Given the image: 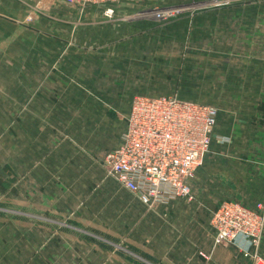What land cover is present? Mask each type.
<instances>
[{
    "label": "crops",
    "instance_id": "crops-1",
    "mask_svg": "<svg viewBox=\"0 0 264 264\" xmlns=\"http://www.w3.org/2000/svg\"><path fill=\"white\" fill-rule=\"evenodd\" d=\"M217 4H210L211 8L199 13L198 18L209 19L212 28L216 24L213 21L221 19L222 30L212 31V40L232 39L229 29L237 27V32H233L238 40L234 50L224 46L205 50L210 57H236V63L227 66L229 71L236 72L235 81L230 75L224 84L223 59V91L212 83L204 86L206 94L214 95L206 96L205 103L224 105L240 101L243 88L248 87L244 73L251 67L243 58L245 41L252 40L256 53L264 57V0ZM122 6L118 13L125 14V18L133 14L134 4ZM13 24V18L0 14V38L5 37L6 27L15 29ZM126 25L132 30L130 36L138 37L131 45L138 44L136 40L142 37L139 31L147 23ZM18 36L13 34L12 40ZM143 44L141 41L140 45ZM140 48L131 47V55L142 56L144 49ZM174 50L172 54L180 53ZM257 61L253 73L262 74L258 81H253L257 87H264V59ZM143 62L133 65L120 81L118 77L111 81L112 73L117 75L116 70L111 71L107 79H102L103 84L95 78L96 74L101 76V71L96 70L87 87L98 92L86 98L71 97V111H65L63 105L47 96L28 100L29 117L36 126L30 131V140L13 149L12 163L0 167V264H253L252 257L241 250V242L237 246L215 247L210 224L212 213L222 201L254 206L264 199V124L249 123L250 115H238L230 109L228 116H224V106L217 108L219 118L210 150L191 182L192 200L177 198L168 205L150 208L107 175L105 155L121 142L126 124L122 116L129 112L134 96L176 94L184 100L204 103L199 101L200 94L189 90L190 76L180 70L177 75L165 77V72L170 71L158 70L155 74ZM121 81L131 89L123 96L115 91ZM38 82L36 87L40 86ZM67 84L60 76L56 81H44L43 86L48 90L50 86L68 87ZM102 85L109 90L101 93ZM234 88L241 92H231ZM253 100L256 106L259 101ZM19 105L14 100L13 117L21 115ZM70 113L76 117L68 118L71 127H47V122L53 120L62 123L65 119L61 117ZM262 114L264 109H258L257 115ZM3 117L1 113L0 118ZM58 135L74 137L76 145H54L52 137ZM224 138L229 141L224 142ZM258 252L264 258V236Z\"/></svg>",
    "mask_w": 264,
    "mask_h": 264
},
{
    "label": "rangeland",
    "instance_id": "rangeland-1",
    "mask_svg": "<svg viewBox=\"0 0 264 264\" xmlns=\"http://www.w3.org/2000/svg\"><path fill=\"white\" fill-rule=\"evenodd\" d=\"M231 1L235 0H120L95 6H80L68 0H4L0 2V14L11 17L15 21L13 24L15 29L9 30L6 27L5 37L0 38V115L1 113L4 115L3 119L0 118V167L4 163H12L13 149H16L20 143L28 142L30 131L36 126L29 117L28 100L36 96H47L54 103L63 105L65 111H71L73 107L71 97L86 98V96H93V92H98V89L87 87L90 80H93L96 70L101 71V76L97 77L96 74L95 78L101 79L102 84L104 83L102 79H107L109 73L114 70L117 75L112 73L111 81L116 77L120 81L123 80L121 76H124L125 72L131 70L133 65L140 66V61L143 60V66L148 64L152 73L166 70L170 72H165L164 76L169 77L173 74L177 75L181 70L185 76H190L189 90L196 95L200 94V102L206 101L204 100L206 96L214 97L204 92V86L210 83L217 86L216 89L223 91L220 87L222 60L224 59V84H226L227 76L231 75L234 81L237 78L235 71L231 72L227 69V66L236 63V57L228 55L210 57L205 54V50L222 46L224 49L234 50L238 40L233 37V32H237V27L229 29L232 39L212 40L210 39L212 31L222 30L221 19L214 20L216 24L212 28L208 25L209 19L204 20L203 17L198 18V16L210 9V4L218 3L217 5L220 6ZM131 4L135 6L132 15L125 18V14L118 13L122 5ZM94 8L101 12L96 13ZM106 8L114 9L111 18L104 15ZM165 10H174L175 14L164 18L156 16V12ZM139 21L147 23V27L139 31V36L144 37L136 40L138 44L131 45L135 42L134 38L136 39L137 35L130 36L132 30L130 26L126 28V24L130 25L132 22ZM13 34H19V36L12 40ZM141 41L144 43L143 46L140 45ZM257 43L258 41L255 44ZM135 45L146 49V51L141 50L142 56L131 55L130 49ZM253 46L252 40L245 41L243 58L246 65L251 67L244 73L245 80L249 81L245 83L248 87L243 88V92L236 88L230 89L231 92L236 90L241 92L240 101L224 103V105L206 103L218 109L219 106H224V116H228L231 109L238 115H250L247 119L249 123L262 125L264 114L259 117L257 110L264 109V87H257L253 81V79L258 81L262 73H253L252 69L253 64L258 63L257 59L262 61L264 57H260ZM174 49L180 53L172 54ZM228 53H231V50H228ZM60 76L69 83L68 87L50 86L47 90L43 86L44 81H56ZM228 79L232 80L230 77ZM242 80H244L243 77L241 82ZM36 81H39L37 85L40 86L36 87ZM82 83L85 86H81ZM118 83L120 85L116 86L115 91L119 95L123 96L126 91L131 90L125 86L124 81ZM101 88V93L109 90L103 85ZM225 97L224 92V99ZM67 99H69L68 102H66ZM253 99L259 101L256 106L254 104L257 102ZM14 100L20 102L21 115L17 114L13 117ZM71 115L73 114L63 115L61 118L65 120L62 123L59 119L57 123L54 120L52 123L47 122V127L52 130L53 126L71 127L72 125L68 124V118L76 119ZM127 115L128 113L125 117L122 116L125 122ZM85 138L87 137H84L87 141L88 139ZM52 140L54 145H76L74 137L68 135L53 136ZM95 141L98 142V138H95ZM99 143L100 145L102 143L101 137ZM94 187L96 188V185Z\"/></svg>",
    "mask_w": 264,
    "mask_h": 264
},
{
    "label": "built area",
    "instance_id": "built-area-1",
    "mask_svg": "<svg viewBox=\"0 0 264 264\" xmlns=\"http://www.w3.org/2000/svg\"><path fill=\"white\" fill-rule=\"evenodd\" d=\"M68 1L95 6L120 0ZM113 14V8L104 10L106 17ZM174 14V10L156 12L158 18ZM218 118L215 106L176 94L134 96L121 142L105 155L107 175L150 208L177 198L192 200L191 182L210 150ZM210 224L215 247L241 242V250L252 257L253 264H264L258 252L264 236V199L254 206L222 201ZM201 255L209 259L205 253Z\"/></svg>",
    "mask_w": 264,
    "mask_h": 264
}]
</instances>
